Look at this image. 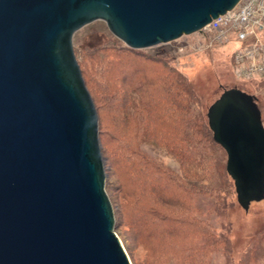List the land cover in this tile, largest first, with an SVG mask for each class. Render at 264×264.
Here are the masks:
<instances>
[{
    "label": "water",
    "instance_id": "water-1",
    "mask_svg": "<svg viewBox=\"0 0 264 264\" xmlns=\"http://www.w3.org/2000/svg\"><path fill=\"white\" fill-rule=\"evenodd\" d=\"M238 1L0 0V264H131L114 232L75 30L102 20L125 46L143 49L194 33ZM253 97L224 88L206 111L244 209L264 196Z\"/></svg>",
    "mask_w": 264,
    "mask_h": 264
},
{
    "label": "rangeland",
    "instance_id": "rangeland-1",
    "mask_svg": "<svg viewBox=\"0 0 264 264\" xmlns=\"http://www.w3.org/2000/svg\"><path fill=\"white\" fill-rule=\"evenodd\" d=\"M107 29L102 20L87 23L75 30L72 45L98 115L104 188L113 210L114 232L130 263L264 264V196L250 201L247 209L237 202L220 146L219 158L210 153L208 177L202 165L195 167V176H184L185 158H181L188 147L182 140L190 136L182 111L187 101L206 124L208 106L224 88L236 87L255 97L252 102L264 124V78L236 76L232 67L231 52L242 44L191 33L131 50ZM124 93L130 95L128 103L122 102ZM139 99L153 103L150 114L132 111L131 102ZM146 119L156 131L148 144L142 142L147 138L142 134ZM196 148L198 156L204 149ZM142 155L151 157L155 167L176 182L162 187L160 175L150 177L138 164ZM158 194L166 195L173 205H162ZM149 206L171 217L177 214V220L167 223V231L157 220L146 230L138 229L132 211H146Z\"/></svg>",
    "mask_w": 264,
    "mask_h": 264
},
{
    "label": "trees",
    "instance_id": "trees-1",
    "mask_svg": "<svg viewBox=\"0 0 264 264\" xmlns=\"http://www.w3.org/2000/svg\"><path fill=\"white\" fill-rule=\"evenodd\" d=\"M75 57H76V54H75ZM75 59H77V57ZM77 62L79 64L81 75L83 77L82 68L80 66V63H79L78 59H77ZM123 79H125L124 75L122 77V83L124 84L125 80H123ZM83 80H84V83L86 85V80L84 79V77H83ZM86 87H87V85H86ZM187 87H188V88H186V91H187V94H188L187 97H189V95H191V91H190L189 85H187ZM87 89H88V87H87ZM88 91L90 93L89 89H88ZM129 99H130V95L125 94L124 98L122 99V102L123 103H125V102L128 103ZM139 101H140V99L138 100V102H136V101L135 102L134 101L131 102L132 111L135 112V111L139 110L141 112H144L145 115L147 113L150 114V110H151V107L153 106V103L150 100H145L142 103H139ZM136 103H137V106H136ZM182 111H183V116L186 117L185 123H186L187 129H188V131L190 133V136H188L186 139H183L182 140L183 142L181 143L183 145L184 142L186 141V144L188 146V147H186L187 155H181L182 159H183V157L185 158L184 159V162H185L184 171L187 174L184 173V176L185 175L186 176L188 175V177L195 176L197 174L196 171H195L196 170L195 167H197V165H200V166L202 165V166H204V171L203 172H204L205 176L208 177L209 176V170H210V165H209L208 161L211 160V156H212V155H210V153H213L215 155L213 158L217 159V156L219 154V152H217L218 151L217 148L220 145L213 140L212 133H211L209 127H208L207 122H206V124L205 123H201L200 119L198 118L199 114H195V113L193 114V109L190 107V103H188V101H187V103L184 104V107L182 108ZM151 125H152V122L150 121V119H148V120L146 119L145 122H142V126H143L142 127V130H143L142 134H144V135L146 134L145 137H147L146 139H144L145 141H142L143 143L146 142V144H148V142L151 143L153 141L152 138L149 135L152 136V134L156 133V131H154L155 129H154V127L152 128ZM148 136H149V138H148ZM197 136H199V137H197ZM198 145L201 147V149H199V150H202V149H204V150H202L201 152H197L198 156H196V154L194 153V150L197 149L196 147ZM208 150H209V152H208ZM219 156H220V154H219ZM219 156H218V158H219ZM141 160L142 161L140 163H138V164L139 165L141 163L143 164L142 167L146 168L145 170L147 171V175H149L150 177L153 174H155V173H157V175H160L161 179H163V181H162L163 183L161 182L162 183V187H165L164 186L165 183H169V182L170 183H175L176 182L174 177L169 176L168 174H164L157 167H155L156 164L154 165L151 162V160H152L151 157H149L147 155H142ZM139 161H140V159H139ZM217 161H216V163H217ZM224 170L226 171L225 164H224ZM156 178H159V176H157ZM201 179H203V178L201 177ZM176 186L178 187L179 185H176ZM149 189H150L149 193L151 194L152 191L154 190V188L152 189L150 187ZM183 191H185V190H183ZM179 199H177L176 201H177V204L181 205L182 201L180 203ZM157 200L162 205H167V206L168 205H170V206L173 205L171 202H169L167 200V196L166 195H162L161 196V194H158ZM136 203H137V200H136ZM132 214L134 215V217H132V218L135 219V217H136V219H139V220H136V219L134 220V221H136V224H138V229L140 227V228H143V230H146V229L150 228V226L157 220V221H159L161 223V225L163 224L162 226H164L165 230L167 231V228L169 229V226H168L167 223L170 222V221L177 220V217H178L177 214H176L177 217L176 216L175 217H173V216L171 217L169 214H166V213L163 214V212L160 213V212L156 211L155 207H152V206L147 207L146 211H141L139 208L138 209L134 208L133 211H132ZM134 221H133V223L135 224Z\"/></svg>",
    "mask_w": 264,
    "mask_h": 264
},
{
    "label": "built area",
    "instance_id": "built-area-1",
    "mask_svg": "<svg viewBox=\"0 0 264 264\" xmlns=\"http://www.w3.org/2000/svg\"><path fill=\"white\" fill-rule=\"evenodd\" d=\"M194 33L220 43H241L231 52L234 74L264 78V0H239Z\"/></svg>",
    "mask_w": 264,
    "mask_h": 264
}]
</instances>
